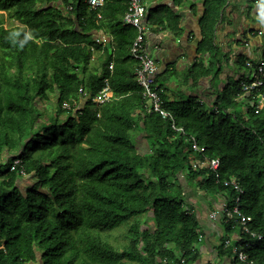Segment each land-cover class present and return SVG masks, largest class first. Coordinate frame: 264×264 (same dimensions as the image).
Listing matches in <instances>:
<instances>
[{
    "label": "trees",
    "instance_id": "obj_1",
    "mask_svg": "<svg viewBox=\"0 0 264 264\" xmlns=\"http://www.w3.org/2000/svg\"><path fill=\"white\" fill-rule=\"evenodd\" d=\"M202 1L199 62L187 70L188 84L220 74L216 27L228 0ZM67 4L0 0L14 23L0 24V264H197L199 222L175 192L183 177L189 189L211 196L235 179L242 211L264 236V107L257 114L258 97L238 90L246 78L218 93L212 110L194 96L171 101L162 92L176 125L220 159L217 183L212 172L192 170L190 145L172 121L147 113L131 56L137 32L122 21L127 4L106 0L98 12L75 0L69 13ZM147 20L181 35V19L169 7L149 10ZM100 33L114 38L110 48L95 44ZM246 63L238 61L242 69ZM165 76L157 77L161 89ZM105 79L113 98L96 107L92 99ZM83 99L81 110L63 109ZM138 135L148 141L146 153L136 146ZM25 179L33 187L21 189ZM123 227L129 239L119 249L104 235ZM249 254L264 264V241ZM218 255L232 253L222 244Z\"/></svg>",
    "mask_w": 264,
    "mask_h": 264
},
{
    "label": "crops",
    "instance_id": "obj_2",
    "mask_svg": "<svg viewBox=\"0 0 264 264\" xmlns=\"http://www.w3.org/2000/svg\"><path fill=\"white\" fill-rule=\"evenodd\" d=\"M149 1V2H148ZM148 10L160 6L169 7L181 19V35H174L169 29L151 26L147 35V44L160 68V75L170 79L162 91L173 100L177 97L194 96L200 103L213 109L214 101L226 86L232 81L245 77L246 71L238 61L241 57L251 61L263 60L264 54V0H228L216 27V44L225 49L224 64L220 62L217 77L200 79L196 84L185 81V74L196 62H199L198 46L202 40L200 18L204 13L202 0H182L178 4L174 0H145ZM234 31V32H233ZM237 34V38L233 35ZM102 34V33H100ZM100 34H96L95 38ZM232 46L229 47V44ZM226 46V48H225ZM159 48V51L156 50ZM234 48V51H233ZM221 49V48H220ZM97 54V53H96ZM95 59V58H94ZM209 67V57L204 58ZM136 146L142 153L148 151V141L144 135H138ZM182 190H177L185 199V208L198 219L201 242L198 250L200 259L197 264H232V256H219L218 249L223 244L227 229L221 223L210 220L209 214L219 205V195L211 196L199 189H189L183 177Z\"/></svg>",
    "mask_w": 264,
    "mask_h": 264
},
{
    "label": "built area",
    "instance_id": "obj_3",
    "mask_svg": "<svg viewBox=\"0 0 264 264\" xmlns=\"http://www.w3.org/2000/svg\"><path fill=\"white\" fill-rule=\"evenodd\" d=\"M83 1L89 11H101L106 3V0H80ZM127 4V12L123 17V24L133 27L136 32V38L131 47V56L136 62L135 77L138 86L142 89V94L147 102L146 111L148 114H158L162 119L172 121L173 130L183 136L192 151L190 156V166L193 171H208L212 172L216 177V182L220 180L219 158H209L205 155L206 149L201 147L194 136H189L183 128L176 125L171 113L165 108V103L162 98V89L157 82V77L160 74V68L147 44V35L150 31V23L148 22V7L145 0H123ZM75 0H68L65 6L66 12H72L74 9ZM101 20V14L98 15ZM95 44L102 49L110 48L114 44V38L107 34H100L95 38ZM159 51V48L156 47ZM93 53L96 51L93 48ZM94 58V57H93ZM109 70H113V65L109 66ZM245 78L239 85V91L245 96L258 97L256 113L264 107V60L258 62L247 61ZM105 87L102 91L92 99L96 107H101L110 102L113 98V93L108 79L104 80ZM80 94H86L83 89H80ZM83 99L81 102L72 101L63 103L65 111H78L84 107ZM233 101H236L234 99ZM203 104V103H202ZM19 164L16 161L13 169ZM223 186L226 191L218 194L220 201L218 207L211 211L209 218L214 223H221L227 229V234L223 242L225 250H230L233 257L232 264H259L250 257V250L256 244L264 241V236L252 229V218L247 216L241 207V197L244 191L235 179L224 180ZM192 214V212H190ZM231 227L230 232L228 228ZM200 237L199 242H201ZM244 242L246 244H244Z\"/></svg>",
    "mask_w": 264,
    "mask_h": 264
},
{
    "label": "rangeland",
    "instance_id": "obj_4",
    "mask_svg": "<svg viewBox=\"0 0 264 264\" xmlns=\"http://www.w3.org/2000/svg\"><path fill=\"white\" fill-rule=\"evenodd\" d=\"M149 2V1H148ZM4 14V16H2ZM0 24H2L1 26H4V27H10V26H13L14 23H12L8 17H7V14L6 13H2L0 12ZM263 28H264V23H263ZM234 32V31H233ZM233 35L236 37L237 34L236 33H233ZM237 38V37H236ZM262 40L264 41V35L262 37ZM232 46V43L229 44V47ZM221 48L220 49V55L218 57V60L219 62H221L222 64H224L225 62V59L228 58L229 59V56H234V53L233 54H226V51L225 49H223L222 47H219ZM226 48V46H225ZM233 51H234V48H233ZM255 55L253 56V58H251V62L255 61ZM258 57V56H257ZM256 57V58H257ZM51 103L48 104V107L49 109H53L54 106H55V103H56V98H51ZM152 174V171L151 170H148L147 171V175H151ZM149 177V176H148ZM30 187H33V183H31L28 179H25V180H22L20 182V188L21 189H26V188H30ZM176 193H179L178 191H175ZM105 238L113 245H115L116 247H118L119 249H122L127 243H128V239H129V234L127 232V228L126 227H123V228H120V229H117V230H114V231H111L109 233H107L106 235H104Z\"/></svg>",
    "mask_w": 264,
    "mask_h": 264
}]
</instances>
